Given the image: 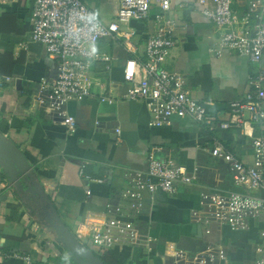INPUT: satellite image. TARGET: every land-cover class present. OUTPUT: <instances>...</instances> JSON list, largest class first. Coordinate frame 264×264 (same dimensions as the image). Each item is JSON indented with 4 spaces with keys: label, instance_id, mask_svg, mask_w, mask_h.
<instances>
[{
    "label": "crops",
    "instance_id": "obj_1",
    "mask_svg": "<svg viewBox=\"0 0 264 264\" xmlns=\"http://www.w3.org/2000/svg\"><path fill=\"white\" fill-rule=\"evenodd\" d=\"M80 1L99 13L101 23L115 21L119 0ZM248 2L232 0V8L241 14ZM170 3L166 12L152 4L147 19L121 26V31L134 33V53L126 50L122 36L97 43L98 53L111 60L92 65L96 85L87 99L64 106L76 124L69 132L64 119L45 105L42 83L57 77L56 61L38 43L22 47L28 41L33 0H0V80L11 78L0 90V245L8 253L28 254L31 264H172L169 250L193 255L207 248L222 250L226 258L218 264H250L256 258L260 223L234 231L197 222L209 195L242 192L232 183L229 165L211 156L213 143L251 166L253 137L264 135V128L255 124L248 133L218 127L233 122L228 103L252 91L256 66L219 46L221 30L193 0ZM158 34L175 42L163 68L179 78L184 91L214 119L213 125L173 118L154 127L145 104L126 99L124 64L130 57L143 59L147 38ZM103 96L113 103L101 102ZM150 156L184 168L194 180L179 184L171 196L142 191L138 213L128 194L134 190L133 178L146 176ZM81 167L94 181L80 177ZM120 215L136 227V243L103 252L92 247L90 221ZM56 225L69 230L93 258L67 250L56 236ZM195 225L200 237L193 233ZM104 254L106 263L97 258ZM0 264L22 262L7 259Z\"/></svg>",
    "mask_w": 264,
    "mask_h": 264
},
{
    "label": "built area",
    "instance_id": "obj_2",
    "mask_svg": "<svg viewBox=\"0 0 264 264\" xmlns=\"http://www.w3.org/2000/svg\"><path fill=\"white\" fill-rule=\"evenodd\" d=\"M152 4H156L164 12L171 5L170 0H119L115 21L102 23V30L93 32L80 20L82 14L93 11L80 0H33L28 41L22 43V47L25 48L26 43H38L56 61L57 77L50 83H42L47 94L45 105L47 110L64 119L69 132L75 130L76 124L73 117L63 112L64 106L71 101L87 99L92 94L94 84L96 85L90 75L92 65L111 60L99 53L94 57L90 56L89 44L122 36L126 50L134 53V33L121 31V26L131 21L147 19ZM193 4L207 20L221 30L218 38L221 48L247 57L256 66L250 79L252 91L241 99L228 103L233 122L220 123L218 127L224 130L233 127L245 133H248L253 124L264 128V68L261 67L264 52V0H249L246 10L241 14L232 8V0H193ZM252 19L255 21L252 22ZM174 46L175 42L165 34L147 38L143 59L130 57L124 64L123 80L129 84L125 97L129 101H141L145 104L151 117V126H163L173 118H189L195 123L211 126L214 119L184 91L179 78L163 68ZM10 82V77L1 79L0 90ZM100 101L113 103L111 97L103 96ZM245 115L247 118H244ZM252 149L253 162L251 166H247L219 143H213L211 156L229 165L232 183L242 189V192L209 195L206 210L202 215H197V222L205 226L210 223L227 226L234 231H246L251 223H260V242L256 247V258L250 264H264V135L253 137ZM79 175L94 181L84 175L83 167L80 168ZM133 179L134 190L128 195L132 207L140 213L142 191L171 196L177 192L179 184L188 186L194 177L188 175L182 167L159 162L150 156L144 179L139 175ZM90 224L87 225L90 228L88 242L102 252L114 246L134 244L139 237L132 222L123 219L121 215L105 216L102 221H90ZM204 228V233L208 234L209 230ZM168 255L172 258V264H218L226 258L222 250L216 248H207L193 255L169 250ZM7 259L20 260L22 264L32 263L28 254L8 253L0 245V260Z\"/></svg>",
    "mask_w": 264,
    "mask_h": 264
},
{
    "label": "water",
    "instance_id": "obj_3",
    "mask_svg": "<svg viewBox=\"0 0 264 264\" xmlns=\"http://www.w3.org/2000/svg\"><path fill=\"white\" fill-rule=\"evenodd\" d=\"M54 230L56 232V236L58 240L67 250H69L70 252H74V253L86 254L87 257L93 258V256L87 252L84 246L81 245L76 240V238L72 235V233L69 230H67L61 225L54 226ZM194 232L197 233V236L199 237L201 236L200 235L201 230H200L199 225L193 226V233Z\"/></svg>",
    "mask_w": 264,
    "mask_h": 264
},
{
    "label": "clouds",
    "instance_id": "obj_4",
    "mask_svg": "<svg viewBox=\"0 0 264 264\" xmlns=\"http://www.w3.org/2000/svg\"><path fill=\"white\" fill-rule=\"evenodd\" d=\"M80 20L86 23L90 31L96 32L102 30V23L100 21L98 12H89L87 14H82L80 16ZM88 47L90 56L94 57L99 51L98 45L95 42L89 44Z\"/></svg>",
    "mask_w": 264,
    "mask_h": 264
},
{
    "label": "trees",
    "instance_id": "obj_5",
    "mask_svg": "<svg viewBox=\"0 0 264 264\" xmlns=\"http://www.w3.org/2000/svg\"><path fill=\"white\" fill-rule=\"evenodd\" d=\"M259 244V243H258ZM97 257V256H96ZM101 262L106 263L105 259L107 258V254H104L102 257H97Z\"/></svg>",
    "mask_w": 264,
    "mask_h": 264
}]
</instances>
